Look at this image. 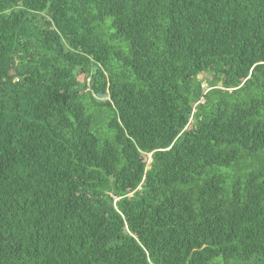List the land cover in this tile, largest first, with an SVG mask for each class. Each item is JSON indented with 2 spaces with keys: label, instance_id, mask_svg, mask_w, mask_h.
<instances>
[{
  "label": "trees",
  "instance_id": "obj_1",
  "mask_svg": "<svg viewBox=\"0 0 264 264\" xmlns=\"http://www.w3.org/2000/svg\"><path fill=\"white\" fill-rule=\"evenodd\" d=\"M0 264H264V0H0Z\"/></svg>",
  "mask_w": 264,
  "mask_h": 264
},
{
  "label": "rangeland",
  "instance_id": "obj_2",
  "mask_svg": "<svg viewBox=\"0 0 264 264\" xmlns=\"http://www.w3.org/2000/svg\"><path fill=\"white\" fill-rule=\"evenodd\" d=\"M203 88H206V86L204 85Z\"/></svg>",
  "mask_w": 264,
  "mask_h": 264
}]
</instances>
